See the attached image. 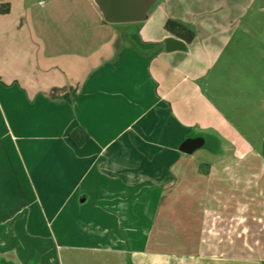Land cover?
<instances>
[{
	"label": "crops",
	"instance_id": "1",
	"mask_svg": "<svg viewBox=\"0 0 264 264\" xmlns=\"http://www.w3.org/2000/svg\"><path fill=\"white\" fill-rule=\"evenodd\" d=\"M90 2L99 20L112 24L91 33L99 39L94 46H86L84 31L50 29L52 14L37 18L30 0H0V255L8 256V264H65L71 251L87 245L102 247L94 249L105 256L97 264L126 259L130 253L125 245L151 243L148 236L128 233L131 216L192 213L199 180L208 203L202 206L204 216L192 245H211L205 235L230 221L224 197L248 188L247 168H240V158L225 157L218 136L223 151L217 158L198 161L191 154L199 148L188 155L180 149L187 137L201 135L195 121L182 120L205 96L198 79L208 71L198 72L194 50L202 53L200 61L208 69L219 60L220 44L209 41L196 25V36L185 42L186 48L167 50L166 39L177 36L166 29L162 35L118 29L117 24L130 22H108L98 0ZM211 109L223 118L219 109ZM80 126L89 137L77 145L70 133ZM208 127L215 129L212 120ZM214 146L211 139L207 150ZM13 175L29 200L24 201L23 187ZM213 177L231 184L230 189L212 186ZM218 197L214 205L212 199ZM182 207L190 209L183 212ZM27 208L36 209L48 228L56 224L61 238L44 241L28 234L18 245L7 240L5 234L12 238L23 225L32 233ZM220 219L222 225H216ZM120 223L124 234L117 233ZM86 229L94 231L93 238ZM105 230L112 233L102 237ZM122 264L130 263L126 259Z\"/></svg>",
	"mask_w": 264,
	"mask_h": 264
},
{
	"label": "rangeland",
	"instance_id": "2",
	"mask_svg": "<svg viewBox=\"0 0 264 264\" xmlns=\"http://www.w3.org/2000/svg\"><path fill=\"white\" fill-rule=\"evenodd\" d=\"M90 1L30 0L37 18H41L40 16L44 18V15L52 14L50 29L84 31L86 46H94L99 39L90 37L91 33L110 29L112 24H104L99 20V12ZM263 4L264 0H155L147 13L149 17L146 20L116 25L118 29L146 30L154 35H162L167 19L174 18L188 24L195 32L196 25L199 26V30L207 37L209 36V41L220 44L219 60L211 65L212 68L208 69L203 64L204 61H200L203 57L202 53L194 50V54L196 53L199 57L197 58L199 61H196V69L198 72L208 71L205 73L206 76L198 79L205 96H203V100H201L202 98L198 99L192 106L191 116L188 117L189 113H184L182 120L195 121L196 126L200 128L201 135L206 138V143L191 154L198 161L217 158L218 153L223 151L218 149L220 142L218 143L215 138L218 136L223 142L225 157L240 158V168L251 170L246 169L247 174L245 173L247 178L244 183L248 188L244 187L243 189H247V191L233 192V195L229 194L224 197L225 202L228 200L226 203H228L229 212L237 213L238 210L239 212L246 210V212L241 215L228 214L230 221L227 222L224 229L219 231L214 229L215 232L207 233L205 236H208L211 245L201 247L192 245V242L196 241L195 238L198 235L195 233L200 229V223L204 216V213L201 212L202 206L208 203V200L204 198L205 192L203 193L204 190H202L204 181L202 184L200 180L198 182L199 191L192 213L174 215L151 213L147 215L141 214L139 211L140 213L132 215L131 217L135 218L125 225L128 226L126 230L132 228L128 233L148 236L151 243L144 246L137 243L125 245L123 248L130 253L126 257L130 264H264ZM43 25L45 24L43 23ZM207 97H211L212 100L207 102ZM211 106H214L216 110L219 109L224 114L223 118H217L214 114L215 111H211L213 110ZM211 112L213 117L209 119L208 114ZM208 120H212V125L216 130L208 127ZM218 131L223 134L222 137L217 133ZM211 139L215 145L213 151L207 150ZM1 143L4 144L3 140ZM10 154H8L9 157H11ZM245 162L254 165L246 167L243 165ZM200 168L204 167L200 165ZM249 175L250 177H248ZM214 177L212 186H218L226 191L229 186L227 182L217 183ZM13 179L16 180V185L23 187L17 175H13ZM22 189L25 194L24 201L29 200L25 187ZM17 194L15 193V195ZM16 199H20V197ZM212 200L214 205H217L216 203L221 200V197ZM181 209L183 212H187L190 208L182 207ZM27 211L34 222L32 233H26L23 225L20 227L19 234L16 233L12 238H10L11 235L8 236V233L5 234L7 240H15L18 245L20 241L24 242L28 234L44 238V241H48L49 237L61 238L60 230L56 229V224L53 226L54 229L48 228L44 218L36 209L27 208ZM27 211L23 214H27ZM218 222L216 225H222L221 219ZM122 224H117V233L119 234L126 233V230L123 231L120 228V226L125 227ZM239 228L242 229V232L239 231ZM84 232L89 235V238L94 237V231L86 229ZM111 233L112 231L105 230L102 231L101 236L105 237ZM203 233L205 232L203 231ZM231 238L234 239L231 240ZM218 240H220V244L214 242ZM229 242L234 245H228ZM100 248L102 247L98 245H87L80 247L81 251H71V261H65V264H97L96 259L105 257L94 252V249L99 250ZM197 249L200 250V255L191 253ZM38 254L41 256L42 251H39ZM126 259L118 258L113 261L111 258L109 264H122V261H126ZM8 263V256L0 255V264Z\"/></svg>",
	"mask_w": 264,
	"mask_h": 264
},
{
	"label": "water",
	"instance_id": "3",
	"mask_svg": "<svg viewBox=\"0 0 264 264\" xmlns=\"http://www.w3.org/2000/svg\"><path fill=\"white\" fill-rule=\"evenodd\" d=\"M153 0H98L104 18L108 22H131L139 21L146 17V13ZM167 50L184 49L186 43L178 37L170 36L166 39ZM203 136L187 137L180 145L181 151L193 153L203 146Z\"/></svg>",
	"mask_w": 264,
	"mask_h": 264
},
{
	"label": "trees",
	"instance_id": "4",
	"mask_svg": "<svg viewBox=\"0 0 264 264\" xmlns=\"http://www.w3.org/2000/svg\"><path fill=\"white\" fill-rule=\"evenodd\" d=\"M165 29L172 35H175L185 42L189 43L191 42L195 36L196 32L192 27H190L188 24L179 21L174 18H168L165 23ZM89 135L85 128L83 127H77L70 133V138L72 141L80 145L84 143L88 139Z\"/></svg>",
	"mask_w": 264,
	"mask_h": 264
}]
</instances>
